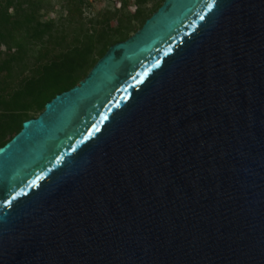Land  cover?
<instances>
[{
	"label": "water",
	"instance_id": "95a60500",
	"mask_svg": "<svg viewBox=\"0 0 264 264\" xmlns=\"http://www.w3.org/2000/svg\"><path fill=\"white\" fill-rule=\"evenodd\" d=\"M0 264H264V0H163L23 121Z\"/></svg>",
	"mask_w": 264,
	"mask_h": 264
},
{
	"label": "trees",
	"instance_id": "16d2710c",
	"mask_svg": "<svg viewBox=\"0 0 264 264\" xmlns=\"http://www.w3.org/2000/svg\"><path fill=\"white\" fill-rule=\"evenodd\" d=\"M162 2L121 0L84 19V0H63L61 17L44 20L43 0H0V146L53 96L78 84L111 44L134 33Z\"/></svg>",
	"mask_w": 264,
	"mask_h": 264
},
{
	"label": "rangeland",
	"instance_id": "374dc122",
	"mask_svg": "<svg viewBox=\"0 0 264 264\" xmlns=\"http://www.w3.org/2000/svg\"><path fill=\"white\" fill-rule=\"evenodd\" d=\"M62 1L63 0H43V5L46 9L42 19H55L58 20L61 16L62 11ZM121 0H84L83 4V18L88 19L91 17H95L99 14V12L103 11L105 8L113 9L114 7H119ZM149 3L147 7H150ZM134 5H129V10L133 11Z\"/></svg>",
	"mask_w": 264,
	"mask_h": 264
}]
</instances>
